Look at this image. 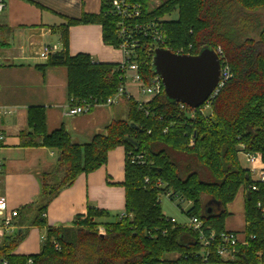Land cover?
<instances>
[{
	"label": "trees",
	"instance_id": "trees-1",
	"mask_svg": "<svg viewBox=\"0 0 264 264\" xmlns=\"http://www.w3.org/2000/svg\"><path fill=\"white\" fill-rule=\"evenodd\" d=\"M126 1L141 9L136 22H157L163 30L164 39L158 42L140 33L137 60L145 83L157 74L146 53L156 46L191 55L204 48L221 50V65L229 68L230 76L210 100V112L205 113L200 110L204 104L182 107L168 99L164 88L147 102L124 95L128 102L125 114L85 143L75 140L65 126L48 133L45 108L31 106V131L21 134V144L56 149L59 159L55 170L41 178V199L22 208L33 212L29 223L4 236L0 261L202 264L198 231L171 221L163 212L160 196L190 202L185 215L203 220L207 233L215 230L220 234L227 230L228 205L243 189L245 227L235 232L248 242L238 244L234 258L224 259L215 240L210 258L213 264H264V180L253 179L252 171L239 158L240 152L259 153L264 161V0H158L157 5L151 0ZM111 2L102 0L98 14L68 18L60 30L62 49L40 65L67 67L72 105L105 103L125 82L120 63L69 53L68 29L74 24L99 23L104 42L119 46L120 18L112 12ZM175 11L177 19L166 18ZM118 146L126 151L124 214L113 216L89 207L86 216H78L72 225L50 226L39 253L16 254L30 227L48 226L49 203L81 174L105 165L109 152Z\"/></svg>",
	"mask_w": 264,
	"mask_h": 264
},
{
	"label": "crops",
	"instance_id": "crops-1",
	"mask_svg": "<svg viewBox=\"0 0 264 264\" xmlns=\"http://www.w3.org/2000/svg\"><path fill=\"white\" fill-rule=\"evenodd\" d=\"M101 8L102 0H7V7L0 16V129L5 134L0 143V189L9 207L19 209L15 228L7 234H14L29 223L33 212L22 208L41 199V178L55 170L59 159L56 149L21 144V134L31 131L29 108H45L48 133L65 126L80 143L92 141L127 110V97L123 95L114 103L97 104L90 111L67 115L70 105L67 67H40L48 60L41 56L46 47H56V51L62 49L60 30L68 18H79L84 13L98 14ZM68 33L71 55L86 53L97 62L123 60L119 48L104 42L103 27L99 23L70 25ZM126 89L136 99L137 87L128 84ZM125 160V148L118 146L109 152L105 165L81 174L73 186L64 188L48 205L45 214L48 226L30 227L27 237L14 252L39 253L50 226L72 225L78 216H86L89 207L107 210L113 216L121 214L125 210L122 185ZM261 163L264 167L263 159ZM252 168L251 164L249 169ZM252 175L253 179H259L257 172ZM244 206L245 193L241 189L228 205V230H244ZM240 217L243 227L236 224Z\"/></svg>",
	"mask_w": 264,
	"mask_h": 264
},
{
	"label": "built area",
	"instance_id": "built-area-1",
	"mask_svg": "<svg viewBox=\"0 0 264 264\" xmlns=\"http://www.w3.org/2000/svg\"><path fill=\"white\" fill-rule=\"evenodd\" d=\"M112 12L114 15H117L120 20L118 22V34L121 39V42L117 48L123 52V60L120 63V69L123 72L125 82L121 84L118 89V92L107 99L105 104H111L117 101L120 96H132L127 91L126 87L128 84L135 85L143 94L146 95L145 100H138L140 102H147L153 96L161 91L164 88L161 77L156 74L150 80L149 84L145 83L142 79L140 73L139 63H138V54L137 47L140 46L142 41L140 33L144 36H151L154 40L163 41L164 35L163 30L159 27L157 22H147L145 24H140L136 22V18L141 16V9L136 4L127 2L126 0H112ZM7 7V0H0V16L5 11ZM158 46L151 48L149 47L146 51L148 56L151 58V63L153 64V58L155 55V49ZM56 47H46L41 56L43 58H48L52 53L57 52ZM219 58L221 50H216ZM230 76L229 68L227 66L222 67L221 65V78L218 83V86L212 92L207 104L204 103V107H200V110L205 113L208 110L209 102L214 97L215 94L219 91L220 87L224 84V81ZM101 103H96L94 106ZM187 105L182 103V107ZM93 105L89 103L81 104H70L67 109V115H76L90 111ZM189 106V105H188ZM5 139V134L0 129V143ZM245 153L246 159L252 164L253 173L257 172L259 174V179L264 180V167H262V157L259 153ZM139 159L142 158L141 155L138 156ZM259 163V164H258ZM2 169L0 163V171ZM149 179L146 178V182ZM255 188V186H253ZM124 213L122 212L121 215ZM19 216L18 208H10L6 196L1 192L0 189V248L4 236L12 232L15 228V220ZM189 220L186 223L187 226L197 230L199 233V240L202 244V250L200 251V256L202 258V264H213L210 258V250L213 246L215 240H217V251L224 259L234 258L237 251L238 244H247L248 239L245 236H240L237 232L233 230H224L217 234L215 230H210L207 233L204 228V222L197 216L188 217ZM171 221L176 222L177 220L171 217ZM100 231L103 232V229L100 228ZM31 262V261H30ZM0 264H8L6 260L0 261Z\"/></svg>",
	"mask_w": 264,
	"mask_h": 264
},
{
	"label": "water",
	"instance_id": "water-1",
	"mask_svg": "<svg viewBox=\"0 0 264 264\" xmlns=\"http://www.w3.org/2000/svg\"><path fill=\"white\" fill-rule=\"evenodd\" d=\"M153 68L162 79L167 98L192 108L208 100L221 78V61L213 48L191 55L158 47Z\"/></svg>",
	"mask_w": 264,
	"mask_h": 264
},
{
	"label": "rangeland",
	"instance_id": "rangeland-1",
	"mask_svg": "<svg viewBox=\"0 0 264 264\" xmlns=\"http://www.w3.org/2000/svg\"><path fill=\"white\" fill-rule=\"evenodd\" d=\"M153 5H157L159 2L158 0H151ZM167 19H177L178 18V11L173 12L171 15L166 16ZM134 97L136 99H145L146 95L143 94L138 88L137 92L134 93ZM205 112H210L208 109ZM239 158L241 161V164L244 168H250L251 163L246 159L245 153L240 152ZM241 195V194H240ZM161 206L163 209V212L169 216L173 217L177 220L178 223H186L188 222L189 218L185 215L184 211L187 210L191 203L184 200L182 201L180 197H175L174 199H171L168 194H162L160 196ZM236 224H239L240 227H243V221L242 217H240L238 220H236ZM167 257H170V254L167 255Z\"/></svg>",
	"mask_w": 264,
	"mask_h": 264
}]
</instances>
